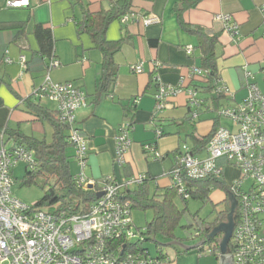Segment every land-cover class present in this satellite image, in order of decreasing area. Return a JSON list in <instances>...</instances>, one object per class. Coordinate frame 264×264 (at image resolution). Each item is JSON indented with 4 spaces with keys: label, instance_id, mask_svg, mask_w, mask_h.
Wrapping results in <instances>:
<instances>
[{
    "label": "crops",
    "instance_id": "crops-1",
    "mask_svg": "<svg viewBox=\"0 0 264 264\" xmlns=\"http://www.w3.org/2000/svg\"><path fill=\"white\" fill-rule=\"evenodd\" d=\"M75 1L31 0L29 7L5 9V0H0V130L6 127L19 128L23 135L37 140L49 142L52 138L51 124L39 112H33L27 102L39 101L43 108L55 111L53 103L45 100L47 104H42L44 99L39 100L35 96L45 80L46 69L27 70L28 63L38 50L32 30L35 25H45L51 29L54 56L59 63L50 72V79L55 83L70 82L87 97V106L75 112V127L88 142V178L99 186L105 176L122 181L144 175L151 193L155 188L159 191L165 189L171 186L168 174L173 167L177 149L171 155L168 149L163 154L164 141L158 139L175 130V135L180 137V127L185 123L189 109L186 96L180 94L167 100L163 109L157 111L154 94L159 84L176 86L181 78H186L190 67L200 64L197 39L181 29L176 13V8H181L184 2L195 0H135L139 7L136 14L130 15L126 23L115 21L109 25L106 39L110 42L124 39V43L114 58L116 78L108 93L97 91L102 75V54L86 34H78L75 22L81 18L82 7L96 12L102 5L109 7L112 0H87V4L77 0L79 5H73ZM262 1L199 0L196 7L182 12L185 22L213 34L219 33L218 45L222 47L218 58L219 77L233 94V98L226 97L223 109L234 107L246 96L242 76L244 66L256 75V84L264 92L261 78V72L264 71V39L261 36L262 18L259 9ZM219 14L230 15L233 23L239 26L237 42L225 31L222 32L223 25L215 20ZM149 16L157 18L159 22L145 27L142 19ZM18 22H25L26 35H18L17 27L5 26ZM150 41L157 42L156 47ZM187 47L192 48L191 55L185 53ZM21 57L25 58L24 66L19 62ZM7 58L11 63L6 62ZM137 65H141L142 69L139 74L130 70ZM232 69L239 73V82L234 78ZM152 73L156 77L154 82L150 81ZM192 79H185V84ZM198 97L204 105H201V109L211 111L210 103L215 94L210 95L200 89ZM128 105L135 107L133 127L128 134L131 145L125 154L124 165L117 167L114 165L115 136L121 126L127 123L124 121V109ZM199 119L200 116L197 123ZM218 119L219 116L213 120L212 129L218 124ZM197 123L195 137L206 136L212 131L197 136ZM157 130H161V137L156 136ZM145 144H154L159 155L163 154L161 160L154 161L145 155L142 149ZM5 146L12 148L13 142L6 141ZM72 154L70 149L68 155ZM69 167L71 174H76L77 166L73 158L70 159ZM203 255L197 254L195 250L184 251L183 254L173 250L171 255H166L169 260L163 264H218V258L211 259Z\"/></svg>",
    "mask_w": 264,
    "mask_h": 264
},
{
    "label": "built area",
    "instance_id": "built-area-1",
    "mask_svg": "<svg viewBox=\"0 0 264 264\" xmlns=\"http://www.w3.org/2000/svg\"><path fill=\"white\" fill-rule=\"evenodd\" d=\"M31 0H5V9L29 7ZM262 18L261 36L264 39V0L260 7ZM129 15L120 22L126 23ZM145 27L158 23L155 17H144ZM215 20L223 25L224 31L237 42L239 26L233 23L228 14H219ZM191 55V47L185 49ZM7 63L11 61L5 59ZM19 62L24 66L25 58ZM59 66L52 57L47 62V75L35 96L55 105L58 120L68 127V136L72 145L78 172L76 185L87 190L94 182L86 175L88 142L75 127V112L87 106V97L83 91L70 82L55 83L50 72ZM133 73H141V65L130 68ZM198 66L189 69V78H203ZM246 96L234 107L219 112L236 127L233 132L218 127L203 149L195 152L188 145L179 147L174 153V164L170 171L173 187L179 194L188 197L186 180L219 178L227 166L239 170V179L234 181L230 192L236 200L233 230L227 251L233 264H264V92L256 84V75L246 66L242 68ZM264 81V71L261 72ZM156 79V78H155ZM181 78L178 85L159 84L154 94L155 109L162 110L164 103L184 94L187 105L192 111V120L198 119L197 110L202 100L193 87L185 84ZM216 93L233 98L226 84L219 78ZM129 124L119 129L115 136L114 165L121 167L125 163V154L129 150ZM156 136H162L161 130ZM0 135V264H159L145 254H125V246L115 245L117 240L132 241L137 238L136 228L131 218V204L123 199L125 189H132L146 181L144 175L129 177L122 181L112 176L100 180L98 193L102 195L93 202L85 213L73 214L65 211L50 213L27 205L13 195L12 168L22 162L31 166L33 153L23 147L6 148ZM145 155L154 161L161 159L153 144L142 147ZM246 180H251L249 189H242ZM89 190V189H88ZM222 238V237H221ZM221 241V240H220ZM219 244H212L200 254L219 258ZM217 248V249H216Z\"/></svg>",
    "mask_w": 264,
    "mask_h": 264
},
{
    "label": "trees",
    "instance_id": "trees-1",
    "mask_svg": "<svg viewBox=\"0 0 264 264\" xmlns=\"http://www.w3.org/2000/svg\"><path fill=\"white\" fill-rule=\"evenodd\" d=\"M198 2L199 0L184 2L181 8H176L177 19L181 29L197 39V49L200 52V64L198 67L203 72H206V75L200 78V80H195L194 78L187 81V86H192L197 92H199L200 89H204V91L210 95L211 93L215 94V98L212 100V106L218 111V102L228 98L222 94L216 93L217 81L220 78L218 70L219 56L216 53L219 33H210L201 27L185 22L182 18V12L185 9L196 7ZM73 5H79V2L76 0ZM108 6L109 7L105 8L102 5L96 12H92L87 7H82L81 18L75 22L78 34H86L94 47L102 54V75L97 84L98 93H108L111 91V83L114 85L116 78V64L114 58L120 52L124 43V39L113 42L108 41L106 39L107 29L110 24L115 21H120L124 16L136 14L139 8L136 6L135 0H112L109 2ZM5 26L10 28L17 27L19 32L18 35H26L25 22L9 23L5 24ZM223 31L224 29L222 32ZM32 34L37 41L38 50L34 53L31 62L28 63L27 70H45L47 68L46 60L55 57L51 29L45 25L38 24L34 26ZM149 43L154 47L157 45L155 41H150ZM154 76L155 74L152 73L150 78L151 82L156 80ZM27 102L33 112H39L42 118L46 119L51 124L53 133L51 140L47 142L45 140H37L25 136L19 128L13 129L6 127L0 130V135H3L2 140L4 145L6 141H12V148L23 147L33 153L34 163L31 166H25L22 185L36 184V179L39 176H44L47 184L49 177H52L54 178V184L50 185L48 190L44 192L43 197L35 203V208L41 210L47 208L46 211L50 213H59L61 211L70 214L85 213L88 207L96 201V190H98V186L94 184L93 189L85 190L76 185L75 176L78 172V167L74 175L71 174L69 167L70 159L73 158L75 163L76 160L74 158L72 145L69 141L68 127L58 120L55 111L53 112L43 108L39 101L34 102L28 100ZM134 103L135 102H133L132 106H134ZM132 106L128 105L124 109V121L129 124L130 129L133 127L132 119L133 110L135 109V107ZM202 106H204L203 102ZM187 107L189 109L188 105ZM191 112L192 111L189 109L188 116L185 120H189L193 131L189 135L187 134V136L193 141V145L190 147L197 153L203 149L218 126L215 125L212 131L206 136L200 138L195 137L194 129L197 122L196 120H192L190 116ZM70 149L72 150V155H68ZM178 150L179 148L175 152ZM168 175L170 176V174ZM147 181L148 180L136 188L125 189L122 194L123 199L130 202L131 210H151L154 214L153 219L146 224L144 230H135L137 238L128 242L126 240H117L114 242L115 245H120L121 247L125 246V254L141 253L149 256L147 249L144 247V243L157 235L169 242L178 241L184 243V240L176 235V230L178 228L185 230L188 234L189 238H186V240H189L191 237V239L194 238L204 241L215 226L226 221L225 217L229 212L227 193L230 192V187L224 181V174L219 178L186 180L185 188L188 194L187 198L179 194L172 183L171 186L160 191L155 188L153 193H151ZM57 189L60 190V193ZM214 190H220L225 193L224 199L222 200L225 210L221 211L212 222L202 219L199 222L194 221V224H188L187 226L181 225L180 219L182 218L183 212L180 211L175 204V198H180L185 205L189 198L197 199L201 202H211L210 195ZM233 220L235 221V216ZM190 231H194V234L191 235ZM220 240L221 236L217 235L207 240L203 247L195 251L197 254H200L205 247H210L212 244H216V247H218L217 245ZM228 247L230 249V245ZM171 248L176 250L178 254L184 253V251L182 252L179 248ZM150 259L159 262V264H163L169 260L160 248L156 256L150 257Z\"/></svg>",
    "mask_w": 264,
    "mask_h": 264
},
{
    "label": "rangeland",
    "instance_id": "rangeland-1",
    "mask_svg": "<svg viewBox=\"0 0 264 264\" xmlns=\"http://www.w3.org/2000/svg\"><path fill=\"white\" fill-rule=\"evenodd\" d=\"M80 2L87 4V0H81ZM88 6V5H87ZM196 51V50H195ZM199 52V51H198ZM222 47L220 45L217 46L216 53L217 55H221ZM198 56V55H197ZM232 72L234 73V78H237V82H239V73L237 74L235 69H232ZM199 98V97H198ZM38 102V101H36ZM42 104H47L45 100L41 101ZM225 101L221 100L219 104V110L214 109L212 104L211 111H203V109L197 110V113L200 114L199 122L197 123V130L196 135H203L207 134L212 129L213 120L217 119L219 116V112L223 109L225 105ZM224 104V105H223ZM221 105V106H220ZM220 117V116H219ZM184 124L182 127H180V137L176 134V130L173 132H170V135H166L164 137L159 138V141H164L163 144L165 145L164 148H162V153L165 154L166 150L170 152L169 155H171L172 151L174 149H178L179 147H182L183 145L192 146L193 141L192 139L187 136L189 135L193 129L189 122V120H184ZM218 127H225L233 132L236 131V127L231 123V121L225 117H220L218 119ZM168 128V127H166ZM167 131V129H166ZM161 154V156H163ZM153 160V159H152ZM26 164L20 162L16 166L12 168V177L14 180L13 186H12V192L13 195L18 198L20 201L27 205H33L36 202H38L44 195V192L48 190L50 185L54 184V178L49 177V181L46 184L45 177L39 176L36 179V184L32 183L30 185H22V178L24 175ZM73 169V168H72ZM239 170L237 168H234L232 166H227L224 169V181L229 186L234 181H237L239 179ZM251 186V180H246L243 185L242 189H249ZM58 190V189H57ZM60 193V190H58ZM225 193L220 190H214L211 192L210 198L211 202H201L197 199L189 198L186 205L184 202L176 197L175 198V204L177 205L178 209L183 212L182 218L180 219V224L183 226H187L188 224H194V221H201L202 219H206L208 222H212L215 218H217L218 214L222 211V209H225L224 204L222 203L224 199ZM44 211L47 210V208L43 209ZM153 212L151 210H138L133 209L131 212V218L133 222V226L136 229L144 230L147 223L151 222L153 219ZM195 216V219H194ZM191 235L194 234V231H190ZM176 235L184 240L185 245L192 246L196 245L200 242L198 239H194L190 237L189 240H186V238H189L188 234L185 232V230L178 228L176 230ZM169 241L164 240L161 236L157 235L155 237L150 238L149 241L144 243V247L147 249L150 257H155L157 254L158 249H162L163 253L166 255H171L173 252V248L171 247H163V244L168 243ZM207 247H205L206 249ZM204 257L211 258L214 256H208L203 255ZM214 259V258H213ZM209 260V259H208Z\"/></svg>",
    "mask_w": 264,
    "mask_h": 264
},
{
    "label": "water",
    "instance_id": "water-1",
    "mask_svg": "<svg viewBox=\"0 0 264 264\" xmlns=\"http://www.w3.org/2000/svg\"><path fill=\"white\" fill-rule=\"evenodd\" d=\"M89 190L92 189V186L87 187ZM102 194L98 193L97 198H99ZM227 200L229 203V212L226 216V222L221 223L217 225L211 233L208 235L206 240L200 241L196 245L188 246L185 245L184 243L178 242V241H173V242H168L166 244H163L164 247H176L181 249L182 251L188 252L192 250H196L200 247H203L205 245V242L211 238H214L217 235H222L220 244H219V252H220V257L218 258V264H232V258L231 255H228L227 247L229 240L231 238L232 230H233V218H234V212L236 210V200L233 197L231 193H227Z\"/></svg>",
    "mask_w": 264,
    "mask_h": 264
},
{
    "label": "flooded vegetation",
    "instance_id": "flooded-vegetation-1",
    "mask_svg": "<svg viewBox=\"0 0 264 264\" xmlns=\"http://www.w3.org/2000/svg\"><path fill=\"white\" fill-rule=\"evenodd\" d=\"M224 210H225V209H224ZM224 210L222 209V211H224ZM225 218H226V217H225ZM225 222H226V221H224V222H221V223H225ZM221 223H220V224H221ZM218 225H219V224H218ZM215 227H216V226H215ZM215 227H214V228H215ZM220 236L222 237V235H220Z\"/></svg>",
    "mask_w": 264,
    "mask_h": 264
}]
</instances>
